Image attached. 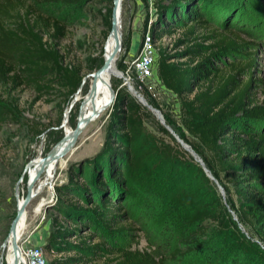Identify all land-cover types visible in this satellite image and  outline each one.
I'll list each match as a JSON object with an SVG mask.
<instances>
[{
	"label": "trees",
	"instance_id": "1",
	"mask_svg": "<svg viewBox=\"0 0 264 264\" xmlns=\"http://www.w3.org/2000/svg\"><path fill=\"white\" fill-rule=\"evenodd\" d=\"M26 1L0 0V90L10 92L23 87L33 91L37 99L59 92L68 98L76 92L81 72L62 63L53 39L64 35V22L80 24L86 9L80 0ZM162 2L154 1L155 15L149 32L156 41L179 30L175 46L182 50L168 55L158 48L157 78L179 101L181 125L189 140L180 138L221 186L236 221L226 214L212 181L199 164L160 127L159 132L172 143L162 145V152L171 162L170 168L173 169L171 160L178 156L194 165L195 173L190 177L195 185L196 206L193 210L174 209L173 195L161 201L158 209L164 216L159 234L160 249H164L162 256L123 246L124 234L131 230L128 215L121 209L126 203L124 189L128 170L135 161V146L147 148L148 155L160 158L144 131L147 110L125 91L112 88L114 98L107 111L101 147L88 163H80L77 170L69 173L68 183L75 188L72 193L65 187L54 188L60 206L53 210L68 226L54 216L45 247L49 252L72 251L75 256L53 259L49 264L83 263L86 254L100 255V264H187L192 260L196 264H264V93L259 103L253 102L255 87L248 73L253 62L237 60L244 45L235 34L216 28L229 25V20L237 23L240 19L242 26H255L259 20L245 0L244 3L241 0ZM110 12L106 10L103 21L106 28L110 27ZM147 24L145 18L143 31ZM257 30L259 36L264 35L263 25ZM200 41L211 45L204 47ZM129 42L130 31H127L126 47ZM219 56L228 60L224 67L215 63ZM122 60L116 68L124 73ZM94 61L90 59L88 72H92ZM244 71L248 76L242 82L239 75ZM143 97L159 109L148 94L143 93ZM15 111L12 104L8 107L0 104V125L13 123ZM189 187L186 190L192 193L193 188ZM153 203L156 200L152 198L148 204ZM175 211L185 218L184 229L180 231L175 229L171 214ZM220 216H225L227 228L247 248L223 251L219 241L207 237L205 222H217ZM84 228L91 234L81 235ZM76 236L77 245L66 241ZM93 239L97 241L92 244Z\"/></svg>",
	"mask_w": 264,
	"mask_h": 264
},
{
	"label": "rangeland",
	"instance_id": "2",
	"mask_svg": "<svg viewBox=\"0 0 264 264\" xmlns=\"http://www.w3.org/2000/svg\"><path fill=\"white\" fill-rule=\"evenodd\" d=\"M154 1L151 0L149 3L147 0H121L120 50L115 57V68L122 59L133 57L135 44L137 39L139 41L143 30L144 19L147 18L148 21L154 19ZM241 1L244 3V0ZM245 1L248 3L249 9H253V12L251 10L248 12L255 13L256 18L259 20L255 26H242L240 24L241 20L235 15L238 19L236 20L237 23L229 20V25L221 24V26L215 27L220 29L221 32L228 30L235 34L240 43L244 45L239 50L241 55L237 57V60L242 61V63L253 62V65L248 68V73H251L252 86L255 87L252 90L253 102L259 103L262 100V93H264V35L259 36L257 28L264 26V0ZM31 2L32 0L26 1V3ZM166 2L167 0H163L162 4ZM80 3L86 9L80 17L81 23L71 25L69 22H64V35L53 39L54 47L61 55L62 63L80 69L82 79L76 92L68 98L65 97L63 92H59L53 93L50 97L42 96L37 99L36 94L28 88L19 87L10 92L0 90V104L6 107L12 104L16 109L15 121L0 125V264H5L6 254H9L6 250L8 244L5 247L3 241L8 235L10 224L16 216L18 203L25 196L27 175L30 174L33 178L42 158L60 142L66 130L74 129L79 110L83 104L81 98L89 92L92 75L102 71L106 66L104 58L105 44L111 34V29L110 27H104L103 21L107 17L106 10L112 9V1L80 0ZM109 19L111 20V12ZM127 31H130V42L126 47L125 37ZM261 31L263 32L262 29ZM178 36L179 30H173L170 34H165L159 40H156L155 47L157 50L158 48L163 49L168 55L177 53L182 50L181 47L175 46ZM199 43L204 47L211 45L208 41H200ZM129 47L132 49V52L131 50L129 52L130 54H128ZM136 48L139 49V42ZM207 51L210 50L205 52ZM91 58L95 61L91 66L92 72H88ZM186 61L188 62L190 59ZM196 61L198 59L192 62ZM215 63L217 67H224L228 60L219 56ZM248 73L244 71L239 75L242 82L247 79ZM121 74L124 76V73L121 72ZM130 78V82L128 81L129 86L137 94L143 97V93H146L157 102L159 106L157 110L163 117L166 126L172 130V133L180 140H182L180 137L189 140L181 125L179 101L174 94L167 91L159 82L156 63L154 72L147 80L136 82L131 76ZM123 83V79H113L105 83L104 87L107 89L108 96L104 105L101 108L95 105L88 110L86 117L94 112L98 114L81 130L71 149L57 160L56 165L53 167L51 182L46 180L49 167L45 166L34 183L33 190H35L36 195L24 207L25 212H27L25 228L21 233L20 240L17 242L22 245L40 246L47 264L53 259L75 256L72 251L68 252L61 249L57 253L49 252L45 247L47 236L52 229L50 220L56 216L57 219L67 225L53 210L57 205L60 206L56 201L57 196L54 188L56 186L65 187L66 191L72 193L75 188L68 183L69 173L72 170H77V165L80 163H88L101 147L107 122V111L112 103V88L121 89L130 97L136 99ZM136 101L139 103L137 99ZM144 108L147 110L144 109L147 114L143 122L144 131L150 140V145L158 151L160 161L157 159V155H148L147 148L135 146V161L128 170V184L124 189L126 203L123 205L124 208L121 209L128 215V225H130L131 232L124 234L122 243L130 250H145L162 256L164 249H160L161 237L159 234L163 230L161 220L164 219V216L161 214L162 210H159L158 207L161 206L163 199H168L173 195L172 201H174V204L176 203L174 209L180 210L184 207L193 210L196 206V190L193 177L190 176L195 171L194 165L188 163L183 156L171 160L173 161V169H171L172 166L170 168L171 162L166 158V154L162 152V145L169 144L171 146L172 143L168 137L159 132L160 127L164 128L161 122L150 110ZM186 153L189 155L188 152ZM84 172L86 171L84 170ZM212 184L218 196H220L226 214L231 215L232 211L228 207L224 192L222 196L217 185L213 182ZM188 186L193 188L192 193H188L186 190ZM218 186L221 188L220 185ZM40 188H42V191L36 193ZM152 198L156 200V203L150 206L148 203ZM39 208L40 210L37 213L36 211ZM171 214L175 218V229L177 231L184 229L183 222L185 218L183 216L180 218L177 211ZM224 217L220 216L217 222H205L207 237L219 241L222 244L223 251L231 252L233 248L241 251L247 248L227 228L228 225ZM80 233L81 235L91 234L90 230L85 228L81 229ZM246 236L250 238L247 234ZM77 238L78 236L67 238L66 241L71 245H77ZM96 241L97 239H93L92 244ZM92 252L95 253V251ZM98 253H102V251H98ZM100 258L101 256L97 254H86L84 256L86 261L78 264H100ZM196 263L192 260L187 264Z\"/></svg>",
	"mask_w": 264,
	"mask_h": 264
},
{
	"label": "bare ground",
	"instance_id": "3",
	"mask_svg": "<svg viewBox=\"0 0 264 264\" xmlns=\"http://www.w3.org/2000/svg\"><path fill=\"white\" fill-rule=\"evenodd\" d=\"M120 5H121V0H118V4L114 7V10H113L112 16H111V21H112L111 34H110V36H109V38L105 44V52H104V58L106 61V66L102 71L96 72L95 74L92 75L91 81H90L91 86H90L89 92L86 93L85 96H83L81 98V101L83 100V104L79 110L78 118L80 120H88L85 123L84 127L88 123H90L98 114L97 112H94L95 116L92 119H89L90 116L86 117L87 116L86 113L88 112V110L95 105H97L99 108H101L104 105L105 100L108 96L107 89L104 87L105 83L109 82L110 80H113V79H123L125 82L124 85H126L128 87V90L132 93V95L139 101V103L142 106L146 107L148 110H150L149 106L152 107L151 105H149L147 103V101L141 95L137 94L134 91V89L131 86H129L128 80L123 75H120L116 71V68H115V57H116L117 53L113 54V52H114V49L117 45H118V51L120 50V46H119V41H120V36H121V24H120L121 8H120ZM151 112L157 117V119L161 122L162 125L166 126L161 114H160V118H159L155 112H153V111H151ZM70 132H71V130L70 131L66 130L65 135L68 136L70 134ZM56 163H50V164L46 165L49 167V171L47 172L48 173L47 174L48 176L46 179L47 181L51 182L53 167L56 165ZM31 180H32L31 175L30 174L27 175V186L29 185V182ZM35 181H34V183H35ZM34 183L31 186L32 190H31V196L29 199L30 201L36 195L34 193L35 190H33ZM40 189H38L39 191H37L36 193H40L42 191V188H40ZM22 200H21V202L18 203V208L20 207ZM39 210H40V208L36 212L38 213ZM26 213L27 212H25V209L23 208L22 214L20 215V217L18 218V220L15 223V231H14L13 236L10 237V234H9L8 243H6V245L8 244L7 250H9L10 244H12V241L17 242L20 240L21 233L25 228ZM6 245H5V247H6ZM6 255H7V257H5V262H7L8 264H11L12 258H10L9 254H6Z\"/></svg>",
	"mask_w": 264,
	"mask_h": 264
},
{
	"label": "built area",
	"instance_id": "4",
	"mask_svg": "<svg viewBox=\"0 0 264 264\" xmlns=\"http://www.w3.org/2000/svg\"><path fill=\"white\" fill-rule=\"evenodd\" d=\"M147 1L149 3L151 2V0ZM149 25L150 21H148L145 30H142L139 41L137 39L133 51V57H130L131 59L126 57L122 61V63L125 65L124 77L128 81L131 80V76L134 81L142 82L147 80L154 72L157 48L155 47V41L152 39V36L149 32ZM138 42L139 49L136 48L138 46ZM130 47L128 54H130V50L132 52ZM7 251L9 252V255H11L12 262L16 260L15 264H47L43 250L40 246L22 245L20 243L18 244L17 242L15 245L14 254L12 253L11 248H9Z\"/></svg>",
	"mask_w": 264,
	"mask_h": 264
},
{
	"label": "water",
	"instance_id": "5",
	"mask_svg": "<svg viewBox=\"0 0 264 264\" xmlns=\"http://www.w3.org/2000/svg\"><path fill=\"white\" fill-rule=\"evenodd\" d=\"M118 4V0H112V9H111V15H112V12L114 10V7ZM112 27V21H110V28ZM118 52V45L115 47L114 49V52L113 54H116ZM120 75L121 72H119L118 70H116ZM125 83V82H124ZM123 83V84H124ZM114 98V92L112 91V94H111V102ZM149 109L153 112H155L158 117L160 118V113L157 109L153 108V107H150L149 106ZM95 116L94 113H92L89 117V119H92L93 117ZM88 120H80L79 118H77L76 120V125L74 127L73 130H71L70 134L68 136H63V138L60 140V142H58L46 155L45 157L42 158L41 160V164L38 168V170L36 171V174L34 175V177L32 178V180L29 182V185L27 186L26 188V191H25V196L22 200V203L20 205V207L17 209L16 211V216L15 218L13 219V221L11 222L10 224V227H9V233L8 235L6 236L5 240L3 241V244L6 245V243H8V237H9V234H10V237L13 236L14 234V231H15V223L16 221L18 220V218L20 217V215L22 214V210L23 208L25 207V205L28 203L29 199H30V196H31V186L32 184L34 183V181L39 177L40 173L42 172L43 168L50 164V163H56L58 159H60L66 152H68L71 147L73 146L77 136L80 134L81 130L84 128V125L85 123L87 122ZM162 125V124H161ZM164 129L166 131H168V133L171 135V137L174 139V141L176 143H178L181 148L183 150H185L186 152L189 153V155L194 159L196 160V162L199 164L200 168L202 169V171L204 172V174L206 175V177H208L209 180H211L214 184L217 185V188H218V191L219 193L223 196V191L222 189L218 186V184L216 183V181L214 180V178L212 177V175L209 173V171L205 168V166L203 165L202 161L196 156V154L191 150V148L185 144L182 140L178 139V137L176 135H174L172 133V130L168 127V126H165L163 125ZM231 216H232V220L233 221H236V218L235 216L233 215V213H231ZM239 229L240 226H238ZM242 231V230H241ZM16 241H12V244L11 245V250H12V253L14 254L15 252V243ZM12 264H15L16 263V260H14L13 262H11ZM5 264H8L7 262H5Z\"/></svg>",
	"mask_w": 264,
	"mask_h": 264
}]
</instances>
